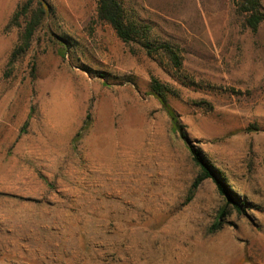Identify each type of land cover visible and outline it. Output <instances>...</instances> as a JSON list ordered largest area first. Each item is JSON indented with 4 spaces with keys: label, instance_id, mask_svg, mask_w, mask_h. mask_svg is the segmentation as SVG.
Wrapping results in <instances>:
<instances>
[{
    "label": "rangeland",
    "instance_id": "rangeland-1",
    "mask_svg": "<svg viewBox=\"0 0 264 264\" xmlns=\"http://www.w3.org/2000/svg\"><path fill=\"white\" fill-rule=\"evenodd\" d=\"M24 1L0 0V264H264V21L232 0H119L177 67L95 0H47L23 47ZM168 109L227 194L193 187Z\"/></svg>",
    "mask_w": 264,
    "mask_h": 264
},
{
    "label": "trees",
    "instance_id": "trees-1",
    "mask_svg": "<svg viewBox=\"0 0 264 264\" xmlns=\"http://www.w3.org/2000/svg\"><path fill=\"white\" fill-rule=\"evenodd\" d=\"M96 12L99 19L107 22L116 35L123 42H138L145 49L148 55L161 51L174 66H180L181 60L177 55L175 48L168 43L153 44L147 40L148 27L131 19L125 12V9L119 0H95ZM237 11L243 16L244 25L252 30H256L259 24L264 21V11L261 8L260 0H232ZM51 12L50 4L47 0H25L19 4L14 11L8 26L15 25L20 27L18 41L24 46H28L35 31L42 25L45 17ZM153 93L161 99L166 105L165 93L161 84L153 79L151 83ZM167 107V106H166ZM174 130L179 131L181 137L186 141L191 153L193 162L199 168V174L193 183V187H197L204 179H211L217 186L219 192L227 194L223 180L217 175L212 166L205 161L201 153L194 147L186 133L178 116L171 109H168ZM233 202V198H229ZM219 222L215 228H218Z\"/></svg>",
    "mask_w": 264,
    "mask_h": 264
}]
</instances>
